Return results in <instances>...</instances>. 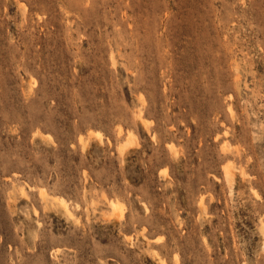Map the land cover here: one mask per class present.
<instances>
[{"label":"rangeland","instance_id":"rangeland-1","mask_svg":"<svg viewBox=\"0 0 264 264\" xmlns=\"http://www.w3.org/2000/svg\"><path fill=\"white\" fill-rule=\"evenodd\" d=\"M0 264H264V0H0Z\"/></svg>","mask_w":264,"mask_h":264},{"label":"bare ground","instance_id":"bare-ground-1","mask_svg":"<svg viewBox=\"0 0 264 264\" xmlns=\"http://www.w3.org/2000/svg\"><path fill=\"white\" fill-rule=\"evenodd\" d=\"M127 144H128V143H127ZM42 194H43V193H42ZM45 196H46V195H45ZM43 198H44V197H43ZM61 199H62V198H61ZM62 202H64V201H62ZM65 202H66V201H65ZM61 204H62V203H61ZM67 204H68V203H67ZM111 204H112V203H111ZM112 205H113V204H112ZM114 205L117 206L118 209H119V206H118L119 204L117 205L116 203H114ZM120 205H121V204H120ZM62 206H63V204H62ZM63 207H64V206H63ZM63 207H62V208H63ZM65 207H67V206H65ZM65 207H64V208H65ZM112 207H114V206H112ZM115 208H116V207H115ZM66 209H67V208H66ZM116 210H117V209H116ZM116 210H114V211H116ZM67 211H68V210H67ZM118 212H119V210H118ZM70 214H71V213H69L68 215H70Z\"/></svg>","mask_w":264,"mask_h":264}]
</instances>
